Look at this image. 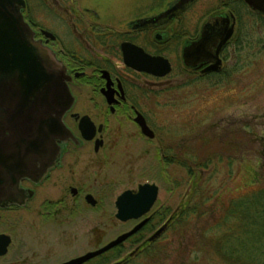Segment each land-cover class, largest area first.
<instances>
[{
	"label": "rangeland",
	"instance_id": "obj_1",
	"mask_svg": "<svg viewBox=\"0 0 264 264\" xmlns=\"http://www.w3.org/2000/svg\"><path fill=\"white\" fill-rule=\"evenodd\" d=\"M226 1L197 0L172 23L186 34L181 40L196 34L211 13L230 11L221 6ZM99 2L102 28L118 31L119 23L157 12L173 0ZM57 32L68 43L67 31ZM254 36L239 55L229 47L225 59L224 51L223 73L208 78L183 66L181 40L160 45L172 63L171 72L159 79L133 75L137 108L147 117L155 139L141 136L133 122L118 113L106 132L105 148L97 155L83 151L69 172V182L78 185L83 195L91 194L95 206L82 196L74 204L70 199L67 209L46 211L36 202L13 213L9 220L18 225L9 230L18 243L13 248L20 250L13 249L0 264L14 258V264H58L100 248L136 223L118 220L114 202L121 192L142 183H154L159 189L147 223L134 237L86 264H230L225 262V224L218 225L217 219L231 199L258 188L264 173V45L258 43L264 42V27ZM232 67L235 70L225 75ZM80 92V107L94 111L101 99H93L89 88ZM222 136L232 137L231 144L239 150L230 154L227 145L223 150L218 144ZM201 139L209 140L205 152L200 149ZM213 149L218 150L216 156ZM191 155L194 161L209 157L197 179L180 164L191 163ZM50 192L53 198L60 193L58 187ZM187 202L193 209L185 219L171 221ZM145 241L150 246L139 252Z\"/></svg>",
	"mask_w": 264,
	"mask_h": 264
},
{
	"label": "flooded vegetation",
	"instance_id": "obj_2",
	"mask_svg": "<svg viewBox=\"0 0 264 264\" xmlns=\"http://www.w3.org/2000/svg\"><path fill=\"white\" fill-rule=\"evenodd\" d=\"M177 1L173 0L157 12L129 18L119 23V28L122 29L117 31L108 30L107 26L102 28L99 8L97 7L100 6L99 0H32V2L31 0L29 2L24 0L25 6L21 12L24 20L33 30L34 39L41 41L44 46L49 48L65 68L73 103L64 113L62 121L73 137L56 140L58 154L53 163L41 174L21 177L17 184V192L6 193L0 198V261L6 258L13 249L20 250L17 247L13 248V245L18 243L14 238L15 234L9 230L14 228L16 223L18 225V221L9 220L10 217H13V213L30 208L36 202L39 203V208L48 211L50 208H69L70 199L73 204L82 196L85 200L86 194L81 193V188L69 182V172L73 165L78 162L83 151L97 155L105 148L107 143L106 132L111 126L112 118L114 120L118 113H121L124 119L133 122L141 136L149 140L155 139V132L150 128L147 117L137 108L135 91L138 87L133 82V75L157 79L166 75L154 76L127 66L123 61L121 44L130 42L143 48L149 54L165 57L160 45L170 39L175 40L178 44L182 36H186L183 31L178 30L180 26L175 28L172 23L179 20L182 14L197 0L190 1L181 11L168 20L157 19L161 12L173 6ZM225 14L227 12L217 11L206 16L200 23L196 34L179 42L182 63L183 47L199 38L203 22L213 15ZM63 29L67 31L65 37L68 38V43L57 32ZM150 42L155 44V47H149ZM224 48L225 45L219 53L222 65ZM117 57L122 63L123 70L117 66ZM170 64L172 67L171 62ZM185 68L191 73H199L200 76L207 74L202 73L200 69ZM83 87L91 90L93 99H101L99 105L95 104L97 108H93L94 111L80 107V90ZM138 114L143 117L146 125L153 131L154 137L149 138L142 133L140 125L136 121ZM83 117H89L95 127L91 139H86L81 134L79 125ZM20 125L22 128L19 132V139L22 140L19 148L20 154L23 155L25 151L32 149L36 156L44 157L45 154H48V157L53 158L54 148L52 145L49 147L54 142L53 133H50L48 129L31 131L26 128L42 125L47 127V122H25ZM83 126L84 123H82ZM89 132L88 129L87 134ZM9 134V131L4 132L5 136H9ZM36 165L38 168L41 167L40 162H37ZM54 187H58L60 193L53 198L50 191ZM16 261L14 258L8 263L14 264Z\"/></svg>",
	"mask_w": 264,
	"mask_h": 264
},
{
	"label": "water",
	"instance_id": "obj_3",
	"mask_svg": "<svg viewBox=\"0 0 264 264\" xmlns=\"http://www.w3.org/2000/svg\"><path fill=\"white\" fill-rule=\"evenodd\" d=\"M190 1L178 0L161 12L157 19L172 18ZM243 1L251 11L264 16V0ZM24 6V0H0V198L6 193H16L21 177L41 174L53 163L58 154L56 140L73 137L62 121L64 113L73 103L65 68L49 48L34 39L33 30L21 12ZM235 23V16L231 12L207 18L202 24L199 38L183 47V64L193 70L200 69L202 73L219 71L222 64L219 53L232 37ZM121 49L124 63L138 71L165 76L172 69L167 58L149 54L133 43L123 42ZM42 121L47 122V127L26 128L31 131L48 129L53 133L54 142L49 145L54 148L53 158L48 157V154L36 156L32 149L21 155L20 124ZM136 121L144 135L154 137L140 114ZM79 126L83 137L91 139L95 127L89 117H83ZM5 131H9V136L4 135ZM37 162L41 163L40 168ZM158 190L154 183H142L134 190L121 192L114 202L115 217L122 222L136 220L132 228L100 248L60 264H83L135 234L148 221L146 215L157 199ZM85 200L91 206L96 204L91 194H86Z\"/></svg>",
	"mask_w": 264,
	"mask_h": 264
},
{
	"label": "trees",
	"instance_id": "obj_4",
	"mask_svg": "<svg viewBox=\"0 0 264 264\" xmlns=\"http://www.w3.org/2000/svg\"><path fill=\"white\" fill-rule=\"evenodd\" d=\"M221 5L229 7L231 11L234 12L237 18L236 31L224 48L226 59L227 49L229 47H232L234 49L233 51H236L237 55H239V52L245 46H249L254 42V35L258 32V29H260V27H264V16L250 11L242 0H227ZM258 43H262L264 45L263 40H259ZM234 64L235 68H238V60ZM223 70L219 72H210L201 76H204L206 78L210 76H219L223 73ZM234 70L235 69L232 67L231 70L225 72V75L230 74V72ZM222 139L223 140L221 141V143L218 141V144L223 145V150L227 149L226 145L229 147V149H231L230 154L235 153L239 150L231 144L233 140L232 137L228 139L225 138V136H222ZM208 141V139H201L199 141L201 145L200 149L203 147L202 151L204 152L206 147L210 146L208 144ZM214 142L217 144L216 141ZM213 150L214 152H211V154L216 156L218 150ZM208 156L210 155L208 154ZM190 159L193 163L191 162L185 164L183 162H180V164L187 169V172L191 176V178L193 177L197 179L199 177L198 173L205 171V168L207 167L209 162V157H205L200 161H194V158L191 155ZM261 175L264 176V173ZM261 175L259 174V176ZM259 176L256 177L257 181L258 179H260ZM263 176L261 177L262 184H260L258 188H255L240 197L231 199L225 206V212L220 216V219H217L218 225L221 226L225 224V262H228L230 264H264ZM195 183L196 187L198 183ZM191 209H193L192 206L187 202L183 206V210L181 213H174L170 217L171 221H175L180 218L185 219L183 217L190 213L189 210ZM135 235L136 234L132 235L129 239H131ZM149 246L150 241H145L141 244L138 251L140 252L142 250H146Z\"/></svg>",
	"mask_w": 264,
	"mask_h": 264
}]
</instances>
